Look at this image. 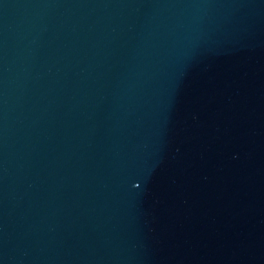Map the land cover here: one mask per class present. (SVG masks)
<instances>
[{
  "label": "water",
  "instance_id": "95a60500",
  "mask_svg": "<svg viewBox=\"0 0 264 264\" xmlns=\"http://www.w3.org/2000/svg\"><path fill=\"white\" fill-rule=\"evenodd\" d=\"M0 264H264V0H0Z\"/></svg>",
  "mask_w": 264,
  "mask_h": 264
}]
</instances>
